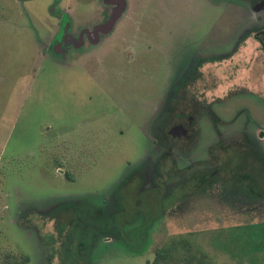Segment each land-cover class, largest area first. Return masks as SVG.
<instances>
[{"label": "rangeland", "instance_id": "374dc122", "mask_svg": "<svg viewBox=\"0 0 264 264\" xmlns=\"http://www.w3.org/2000/svg\"><path fill=\"white\" fill-rule=\"evenodd\" d=\"M54 1L0 0V264H264V0Z\"/></svg>", "mask_w": 264, "mask_h": 264}, {"label": "trees", "instance_id": "16d2710c", "mask_svg": "<svg viewBox=\"0 0 264 264\" xmlns=\"http://www.w3.org/2000/svg\"><path fill=\"white\" fill-rule=\"evenodd\" d=\"M130 181L129 183H126V185L123 187V190L122 192H125L124 195L122 196V199L124 198L125 194L127 192H129L130 190ZM126 189V191H124ZM158 189H153V190H150V191H147L146 192V196H144L145 194L139 196V212H136L133 210V208L129 207L130 210H133L131 214L135 215V214H139V213H142L144 214L146 217H148L149 221L148 223H151L153 221V217L151 216L152 213L156 212V211H160L161 208H163L164 206V199L161 197L160 195V192L157 191ZM156 192V193H154ZM152 193H154V195H152ZM150 194V195H149ZM123 205H124V201H123ZM69 208H71L73 211H78V208L80 207L79 205L77 204H71L70 206H68ZM124 207L126 208V210L122 211L120 210V212L118 213L117 216H121L123 217V215H127V213L129 214L130 212L128 211L127 212V207L124 205ZM142 229V227H141ZM134 238V237H132ZM158 255L163 257V258H166V251L162 250V251H159L158 252ZM158 264V262H157ZM188 264H215L213 262H210L208 259H207V256L204 254V253H201V255H196L194 256L191 260L188 261Z\"/></svg>", "mask_w": 264, "mask_h": 264}, {"label": "flooded vegetation", "instance_id": "af4514ba", "mask_svg": "<svg viewBox=\"0 0 264 264\" xmlns=\"http://www.w3.org/2000/svg\"><path fill=\"white\" fill-rule=\"evenodd\" d=\"M58 0H55L54 2L56 3ZM54 3V4H55ZM70 26H71V23L67 20L66 21V24H65V28H64V30H63V33H62V35H61V38L56 42V44H55V46L54 47H57L59 44H66V45H71V46H73V47H75V45L73 44V42H72V40H74L75 42H79V38L77 37V38H74L70 33H69V28H70ZM83 31H85V30H81V32L82 33H84ZM85 32H87V33H84V34H87L88 35V37L90 38V34H89V32L88 31H85ZM99 35V34H98ZM72 39H70V38ZM90 40H92V41H97V42H99L98 40V38H94V39H91L90 38ZM84 43H85V40L83 41V43H82V45H84ZM80 45V44H79ZM79 45H77L78 47H79ZM75 48H77V47H75Z\"/></svg>", "mask_w": 264, "mask_h": 264}, {"label": "water", "instance_id": "95a60500", "mask_svg": "<svg viewBox=\"0 0 264 264\" xmlns=\"http://www.w3.org/2000/svg\"><path fill=\"white\" fill-rule=\"evenodd\" d=\"M113 19H114V18H111V19L107 22V26L105 27L104 30H106V29H111V28H112L111 26H113V25H112V20H113ZM177 128H178V130L183 129L182 126H179V127H177Z\"/></svg>", "mask_w": 264, "mask_h": 264}]
</instances>
